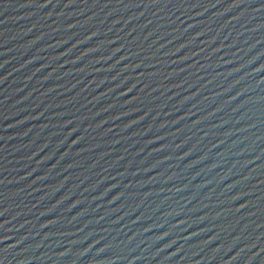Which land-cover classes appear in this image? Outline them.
<instances>
[{
  "label": "water",
  "instance_id": "obj_1",
  "mask_svg": "<svg viewBox=\"0 0 264 264\" xmlns=\"http://www.w3.org/2000/svg\"><path fill=\"white\" fill-rule=\"evenodd\" d=\"M0 264H264V0H0Z\"/></svg>",
  "mask_w": 264,
  "mask_h": 264
}]
</instances>
